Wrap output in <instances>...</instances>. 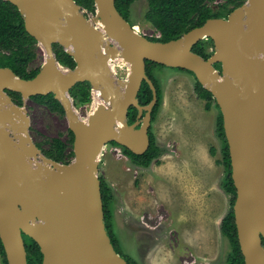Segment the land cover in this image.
<instances>
[{"label": "water", "instance_id": "obj_1", "mask_svg": "<svg viewBox=\"0 0 264 264\" xmlns=\"http://www.w3.org/2000/svg\"><path fill=\"white\" fill-rule=\"evenodd\" d=\"M4 1L18 8L28 34L45 46L50 57L30 80L0 67V208L4 211L3 215L0 212V238L8 264H28L24 235L39 245L43 264H128L116 252L106 229L97 165L108 142L121 144L136 155L144 154L150 146L148 132L157 91L146 74L147 62L189 71L212 93L223 115L229 145L237 190L233 210L241 251L245 264H264V0H247L227 18L209 19L167 43L134 33L135 26L118 12L116 0H112L110 10H99L98 0H94L92 19L99 18L113 35L111 60L125 58L126 64L135 66L124 96L115 80L104 72L105 56L97 53L104 34L75 0ZM218 20L234 25L227 36L214 29L223 43L221 47L208 35L210 25ZM203 37L216 46L209 59L193 51ZM55 44L73 57L75 69L59 63ZM218 64L222 71L217 69ZM227 76V80L218 82L217 78ZM144 81L151 85L154 95L147 107L138 102ZM84 82L90 83L95 93L101 88L115 107L112 113L96 115L90 128L80 122L70 94ZM7 91L21 94L23 106L15 104ZM49 94L62 105L75 137V156L70 164L44 156L29 135L25 103L34 96ZM4 98L22 120L3 109ZM132 107L139 110L134 125L128 123ZM123 117L128 127L142 130L144 138L128 132L112 138ZM142 120L144 125L137 124Z\"/></svg>", "mask_w": 264, "mask_h": 264}, {"label": "rangeland", "instance_id": "obj_2", "mask_svg": "<svg viewBox=\"0 0 264 264\" xmlns=\"http://www.w3.org/2000/svg\"><path fill=\"white\" fill-rule=\"evenodd\" d=\"M147 11V0H138L131 8V21L134 32L150 40L159 34L146 22ZM87 17L91 20L94 15ZM97 22L99 18L92 19L94 25ZM37 46L32 68L46 61V52ZM210 52H216L215 43ZM121 62L122 58L115 60L112 69L116 78L127 80L131 69ZM216 67L222 71L220 64ZM154 74L163 99L151 129L161 157L148 168L138 167L125 155L123 145L111 141L97 165L98 178L112 190L115 234L124 255L136 264H226L230 246L221 224L232 209V196L223 188L222 142L217 135L220 108L215 102L206 108L191 72L159 65ZM96 98L92 91L90 103L75 105L81 120L89 121ZM25 109L36 145L58 136L68 139L65 115L32 100L26 101ZM212 148L216 155H211ZM0 264H5L1 256Z\"/></svg>", "mask_w": 264, "mask_h": 264}, {"label": "trees", "instance_id": "obj_3", "mask_svg": "<svg viewBox=\"0 0 264 264\" xmlns=\"http://www.w3.org/2000/svg\"><path fill=\"white\" fill-rule=\"evenodd\" d=\"M78 5L89 13L95 14L96 7L94 0H75ZM138 0H116L115 5L118 12L131 25V8ZM218 0H147L148 11L146 13V22L153 29L161 34L160 38H150L154 42L167 43L180 38L190 30L200 27L209 19L227 18L235 9L244 5L247 0H223L222 4H215ZM37 41L28 34L25 21L20 11L10 2L0 0V67L10 68L18 77L30 80L35 78L41 69V66L31 67L37 59ZM214 46L213 40H204L193 47V51L204 59H209L213 54L210 52ZM54 52L61 65L68 69H75L76 62L69 54L65 52L62 46L55 44ZM158 64L147 62L146 74L157 91V103L151 112V123H153L160 111L163 93L154 70ZM186 71V70H182ZM189 72V71H186ZM8 95L18 106H23L21 94L7 91ZM196 93L198 97L207 102V109L210 110L212 104L216 102L212 93L207 91L199 82H197ZM77 107L87 105L92 100V87L88 82L77 84L70 92ZM30 100L35 101L47 107L51 112L65 115L62 105L55 99L53 94L46 96H34ZM154 100L151 85L143 82L138 95L139 105L149 106ZM146 112H144V115ZM139 110L132 107L128 113V123L134 125L138 122ZM150 146L142 155H136L127 148L124 153L130 158L132 163L138 167L148 168L158 158L162 152L156 143L151 126L149 128ZM217 135L222 142L223 160L220 162L225 169V178L223 188L232 196V209L223 219L221 224V233L227 239L230 249L227 254L226 264H245V258L241 251L238 239L237 226L234 214V204L237 199V190L232 178V166L229 152V145L225 135L223 115L219 111L217 119ZM74 134L69 129L68 139L64 140L61 136L47 139L45 143L37 144L42 150L44 156L61 163L70 164L74 160ZM48 148H44V145ZM118 145V143L113 142ZM211 155H216V149L212 148ZM101 179L102 196L104 203V218L108 235L116 252L124 257L128 264H136L131 258L123 253L119 240L115 234L113 226V212L111 210L112 190L110 186ZM26 252L28 255V264H43V254L39 245L31 238L24 235ZM0 256L5 264H8L6 253L0 238Z\"/></svg>", "mask_w": 264, "mask_h": 264}, {"label": "bare ground", "instance_id": "obj_4", "mask_svg": "<svg viewBox=\"0 0 264 264\" xmlns=\"http://www.w3.org/2000/svg\"><path fill=\"white\" fill-rule=\"evenodd\" d=\"M111 3H112V0H98L97 7L99 10H101L102 8H104L106 10H110L111 9ZM95 25H97V27L95 26L97 28V30L101 31L105 36V39L100 42V45L97 49L98 50L97 53L104 55L106 58V64L104 66V72L115 80L116 88L118 89L121 96H124L130 88L132 74H133L134 67H135L134 63L133 64L131 63V65H132L130 67L131 72H130L127 80H122V79L116 78V75L112 69L115 61L111 60L112 56H111V50L109 47V44L111 42H114L113 35L110 32V30L108 29V27L100 19H99V22H97ZM210 28L211 29H210L208 35L211 36L214 39V41L216 42V44L221 47L223 45V43L221 41V38L218 37V35H216V33L214 32V29L220 31L223 35L227 36L233 31L234 25H233L232 21L218 20V21H215L214 23H212L210 25ZM205 39L206 38H204V37L201 38V40H205ZM41 47L46 52V61H45V63H46L50 60V57L47 54V50H46L45 46L43 44H41ZM181 50H182V48H181ZM124 59L122 58L121 64L126 65L127 61ZM116 62H119V61H116ZM60 70L66 71L63 68L62 69L60 68ZM227 78H228V76L223 78V79L217 78V80H218V82H221V81L227 80ZM96 94H97V98H96V101L94 103V111L91 114L89 121H87V122L83 121L78 117L80 122L88 128L93 126L92 121L96 115L102 114V113H112L115 110L112 99H108V95H106V93L101 88H98V90H96ZM1 102H2V106H3L4 110H6L8 112L10 111L9 113H13L14 115H16V117H20V120H22L21 115L19 116L20 113H18V110H16L11 104H9L7 99L4 98V99H2ZM14 123L17 124V121H14ZM123 132L132 133L136 137L144 138L143 131L137 130V129L135 130L133 127H128L125 124L124 117L118 121V123L115 127V130H114V133L111 137L114 138L115 136H117ZM41 161H43L42 157L39 158V162H41ZM98 161H99V158H98ZM0 212L2 213V215L4 214V211L2 208H0Z\"/></svg>", "mask_w": 264, "mask_h": 264}, {"label": "built area", "instance_id": "obj_5", "mask_svg": "<svg viewBox=\"0 0 264 264\" xmlns=\"http://www.w3.org/2000/svg\"><path fill=\"white\" fill-rule=\"evenodd\" d=\"M159 35H158V37L157 38H160L161 37V34L160 33H158Z\"/></svg>", "mask_w": 264, "mask_h": 264}, {"label": "flooded vegetation", "instance_id": "obj_6", "mask_svg": "<svg viewBox=\"0 0 264 264\" xmlns=\"http://www.w3.org/2000/svg\"><path fill=\"white\" fill-rule=\"evenodd\" d=\"M213 54V52H211ZM152 124V123H151Z\"/></svg>", "mask_w": 264, "mask_h": 264}]
</instances>
